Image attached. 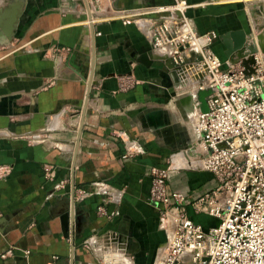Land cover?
Returning <instances> with one entry per match:
<instances>
[{"label": "crops", "instance_id": "crops-1", "mask_svg": "<svg viewBox=\"0 0 264 264\" xmlns=\"http://www.w3.org/2000/svg\"><path fill=\"white\" fill-rule=\"evenodd\" d=\"M254 7L264 0H0V33L18 11L0 40V167L13 169L0 177V264L95 263L106 246L129 264L163 257L174 227L148 200L152 169L170 165L168 191L190 202L217 181L194 133L203 103H181L176 76L163 85L153 27L186 17L196 33L244 30L250 43L264 29ZM212 49L237 61L221 39Z\"/></svg>", "mask_w": 264, "mask_h": 264}, {"label": "built area", "instance_id": "built-area-1", "mask_svg": "<svg viewBox=\"0 0 264 264\" xmlns=\"http://www.w3.org/2000/svg\"><path fill=\"white\" fill-rule=\"evenodd\" d=\"M220 37L216 31L196 33L186 17L164 18L152 30V46L166 56L176 81L188 91L181 96L209 92L207 111L199 108L198 98L194 133L205 154L202 167L217 181L214 190L190 202L187 193L168 191L170 165L152 169L148 200L174 227L163 257L152 264H264V57L256 55L253 73L241 63L226 65L212 49ZM193 83L194 93L187 88ZM129 87L128 82L122 86ZM12 171L0 167V177ZM190 204L217 225L193 221ZM100 253L89 264H129L111 256L108 246Z\"/></svg>", "mask_w": 264, "mask_h": 264}, {"label": "water", "instance_id": "water-1", "mask_svg": "<svg viewBox=\"0 0 264 264\" xmlns=\"http://www.w3.org/2000/svg\"><path fill=\"white\" fill-rule=\"evenodd\" d=\"M252 16L255 18V16H261V12L257 9V7H254V9L251 11ZM10 22L9 24L3 29V32L0 33V40H6L10 39L14 33H15V25L18 21V11L13 10L10 14ZM264 15V14H263ZM220 39L222 40L226 51V56L233 60L237 58V61L234 62V64L241 63L242 66H244L249 73L254 72V65H256V55L260 52L261 55L264 56V29L263 32L257 36V40L252 39V41L249 43V37L248 34L244 30H233L229 31L225 34H223ZM251 51V55H248L246 52ZM144 61V64L146 65H152V61L147 59L146 55L142 58ZM173 71L170 70H162L160 72V77L162 78V83L167 88H173L174 87V78H173ZM209 94V92H200L198 93L199 100L203 103V111H207V105L205 97ZM190 97H184L180 100L181 103L183 101L188 102ZM75 207V203L73 201V210ZM73 220H75L74 214H73ZM74 222V221H73ZM74 254V251H73ZM74 260V257H73ZM74 264V263H72Z\"/></svg>", "mask_w": 264, "mask_h": 264}, {"label": "bare ground", "instance_id": "bare-ground-1", "mask_svg": "<svg viewBox=\"0 0 264 264\" xmlns=\"http://www.w3.org/2000/svg\"><path fill=\"white\" fill-rule=\"evenodd\" d=\"M188 102H186V101H184V103L185 104H189L190 106L193 104V105H195V108H196V106H197V102H198V100H197V98L196 97H191L189 100H187ZM195 110V109H194Z\"/></svg>", "mask_w": 264, "mask_h": 264}, {"label": "rangeland", "instance_id": "rangeland-1", "mask_svg": "<svg viewBox=\"0 0 264 264\" xmlns=\"http://www.w3.org/2000/svg\"><path fill=\"white\" fill-rule=\"evenodd\" d=\"M260 12H261V14H259V15H263L264 14V8H260V10H259ZM248 55H251L252 53H251V51H248L247 50V52H246ZM259 55H261L260 54V52L258 53ZM257 54V55H258ZM263 56V55H262ZM264 57V56H263ZM186 95H188V94H185L184 96H181V97H178V100H181L182 98H184ZM195 97H196V95H195ZM195 116H193V118H194Z\"/></svg>", "mask_w": 264, "mask_h": 264}]
</instances>
